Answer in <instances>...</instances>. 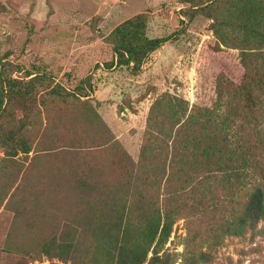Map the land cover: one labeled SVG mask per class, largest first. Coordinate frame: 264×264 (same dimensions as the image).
Here are the masks:
<instances>
[{"label": "rangeland", "instance_id": "1", "mask_svg": "<svg viewBox=\"0 0 264 264\" xmlns=\"http://www.w3.org/2000/svg\"><path fill=\"white\" fill-rule=\"evenodd\" d=\"M212 1L0 0V67L10 77H38L36 104L26 109L35 125L22 133L34 151L26 156L19 152L12 160L5 158L0 144V191L5 189L3 181L10 183L14 175L18 183L0 207V264H48L40 248L52 238L74 243L76 264L91 258L92 219L103 218L111 206L137 204L130 197L121 150L98 145L112 135L137 160L148 107L155 98L169 92L190 106H210L220 73L240 82L244 70L239 48L221 45L210 29L211 19L196 9ZM139 13L146 16L148 37L171 39L131 77L124 68L107 67L114 58L108 35ZM98 82H109L114 94L115 88L126 90L115 106L100 114L108 131L74 98L42 101L52 88L90 96ZM6 109L0 122L14 131L24 105L11 102ZM48 148L47 153H35ZM18 160L21 169L15 165ZM76 171L86 185L73 187ZM57 173L60 191L44 183L47 175ZM197 225L184 218L175 221L159 252L167 264H190L191 255L201 252L205 259L196 264H264L263 222L241 237L213 236L204 243L190 234Z\"/></svg>", "mask_w": 264, "mask_h": 264}, {"label": "trees", "instance_id": "2", "mask_svg": "<svg viewBox=\"0 0 264 264\" xmlns=\"http://www.w3.org/2000/svg\"><path fill=\"white\" fill-rule=\"evenodd\" d=\"M196 9L211 19L210 29L221 45L239 48L242 78L236 83L220 73L210 106H190L169 92L155 98L148 107L137 160L112 135L98 145L103 149L112 144L110 147L121 150L126 158L121 161L128 170L127 185L132 188L130 197L137 204L111 206L103 218L92 219V259H82L83 264H167L159 252L180 218L198 223L190 234L202 243L213 236L241 237L260 221L264 232V0H214ZM170 39V35L148 37L146 16L139 13L108 35L114 58L107 67L124 68L135 77L149 55ZM37 78L10 77L0 67V118L8 112L9 103L24 105L16 130L6 129L0 122L5 158L14 160L19 152L26 156L34 151L22 133L35 125L26 109L36 104ZM127 84L134 86L133 82ZM121 87L115 88L116 97L126 92ZM73 94L52 88L42 101L74 98L85 113L103 120L98 101ZM103 121L100 125L108 131ZM47 130L44 127L41 134L45 136ZM15 165L21 169L19 160ZM58 174L47 175L44 183L60 191ZM72 177L73 187L87 184L82 173ZM2 185L0 207L18 186L17 175ZM73 250L72 241L52 238L40 248V254L49 259L48 264H76ZM190 258V264H196L205 259V253Z\"/></svg>", "mask_w": 264, "mask_h": 264}, {"label": "crops", "instance_id": "3", "mask_svg": "<svg viewBox=\"0 0 264 264\" xmlns=\"http://www.w3.org/2000/svg\"><path fill=\"white\" fill-rule=\"evenodd\" d=\"M113 89L102 82H98L94 92L89 96L94 99V103L98 101L97 110L101 114L110 106H115L118 98L115 96Z\"/></svg>", "mask_w": 264, "mask_h": 264}, {"label": "built area", "instance_id": "4", "mask_svg": "<svg viewBox=\"0 0 264 264\" xmlns=\"http://www.w3.org/2000/svg\"><path fill=\"white\" fill-rule=\"evenodd\" d=\"M46 262L48 263L49 261L46 259Z\"/></svg>", "mask_w": 264, "mask_h": 264}]
</instances>
